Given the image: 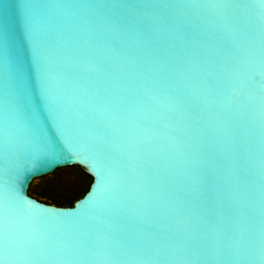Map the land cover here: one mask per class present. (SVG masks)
<instances>
[{
    "label": "snow or ice",
    "instance_id": "obj_1",
    "mask_svg": "<svg viewBox=\"0 0 264 264\" xmlns=\"http://www.w3.org/2000/svg\"><path fill=\"white\" fill-rule=\"evenodd\" d=\"M0 14V154L38 161L61 149L52 129L86 122L108 154L110 195L91 215L44 210L21 228L12 202L28 167L0 186V264H264V0H21ZM56 10L47 53L36 11ZM259 63L258 163L230 148L196 103L219 61ZM181 119L171 127L174 114ZM253 150L250 148V151ZM102 183L98 173V187ZM27 205V202L21 201Z\"/></svg>",
    "mask_w": 264,
    "mask_h": 264
},
{
    "label": "water",
    "instance_id": "obj_2",
    "mask_svg": "<svg viewBox=\"0 0 264 264\" xmlns=\"http://www.w3.org/2000/svg\"><path fill=\"white\" fill-rule=\"evenodd\" d=\"M20 2L21 0H0V14L16 10L14 6ZM56 15L54 9L44 13L37 10L35 13L37 41L45 53L48 51L52 35L49 24ZM254 71H259L258 60L246 50L236 60L224 57L219 61L213 90L206 96L196 98L204 116L218 128L221 140L219 150L226 161L223 174L233 182L242 183V178L234 171L239 160L234 161L230 148L234 129L241 134L242 154L247 156L249 165L255 167L258 163L254 146L259 131L257 115L262 88L260 77L252 76ZM180 119V114H174L171 127H175ZM52 131L62 146L61 149L56 152L42 151L36 162L27 156L18 155L6 161L0 154V186L6 178V168L11 171L18 163L28 167L26 177L17 185L21 201L27 202V205L21 201L12 202L14 218L22 229L58 223V220L44 211L50 208L77 214L75 217L60 218L65 222L87 217L98 209L111 193L113 176L108 154L97 148L91 127L86 122L73 119L65 121L59 130L54 127ZM250 148L253 150L250 151ZM73 165L83 167L93 178L87 192L78 198L73 206H57L40 201L29 194L28 189L34 179L51 174L57 168ZM98 173L102 181L99 187Z\"/></svg>",
    "mask_w": 264,
    "mask_h": 264
},
{
    "label": "trees",
    "instance_id": "obj_3",
    "mask_svg": "<svg viewBox=\"0 0 264 264\" xmlns=\"http://www.w3.org/2000/svg\"><path fill=\"white\" fill-rule=\"evenodd\" d=\"M92 180L83 167L65 166L34 179L28 192L40 201L70 207L87 192Z\"/></svg>",
    "mask_w": 264,
    "mask_h": 264
}]
</instances>
